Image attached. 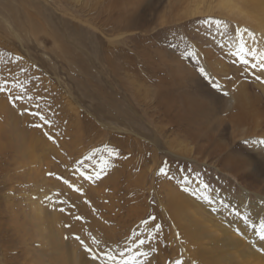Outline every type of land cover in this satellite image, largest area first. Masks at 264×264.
<instances>
[{"label":"rangeland","instance_id":"374dc122","mask_svg":"<svg viewBox=\"0 0 264 264\" xmlns=\"http://www.w3.org/2000/svg\"><path fill=\"white\" fill-rule=\"evenodd\" d=\"M211 1L191 14L196 0H0V264H34V199L91 264H176L191 246L163 208L166 186L208 185L222 206L242 185L264 195V177L248 175L264 159V68L240 52L262 31Z\"/></svg>","mask_w":264,"mask_h":264},{"label":"bare ground","instance_id":"6f19581e","mask_svg":"<svg viewBox=\"0 0 264 264\" xmlns=\"http://www.w3.org/2000/svg\"><path fill=\"white\" fill-rule=\"evenodd\" d=\"M213 2L211 0L210 2L209 0H196V5L190 10V13L210 12L214 8ZM202 3L210 4L201 11L200 5ZM240 3L243 8L240 7ZM218 4L228 14L236 13L237 17H242V19L251 23L253 28H259L264 36V0H218ZM245 5L246 9H244ZM262 34H260V42H264ZM246 36V34L239 33L238 39L243 41L245 39L243 37ZM260 52H264V43L259 44L257 48V53ZM172 91H174L172 88L168 89L169 93ZM216 100L215 98L214 101ZM238 101L239 104L236 105L239 108V115L237 116L238 121L236 118V122L240 123L241 121L243 122V118L248 112L245 110L243 95H239ZM68 103L69 105L72 104L70 101ZM200 106L202 104L199 101H194V107L191 110L192 114L190 113L189 116L192 121H198L197 124L201 121L199 116L202 117V115L196 116V113L201 114L203 111L201 110L203 106ZM75 111L78 112V109L75 108ZM203 121H206V119ZM188 132L191 137L198 139V134L190 130ZM7 139L10 140L8 137ZM240 161L234 157H228L222 165L230 170V175L243 179L246 183L248 178L242 174L243 164ZM252 167L254 173H249V178L252 175L254 177L258 175L264 177L263 158L257 157ZM220 170L225 169L220 168ZM165 189L166 199L163 208H166L165 212L168 213L167 215L172 220L174 233L181 237L183 236L185 241L191 246L189 250H184L186 257L183 258L181 264H264V239L261 238L259 231L260 222L264 220V195L252 193L247 185H242V193L237 198L225 196L228 204L222 206L218 203V196L220 197L223 194L219 193V195L216 194L218 196H214L215 193L209 188L206 189V196L199 192H195V195H193V192L179 191L176 188H172L171 185L170 187L166 186ZM252 194L255 195V198H252ZM30 202L32 201L30 200ZM30 209L31 215L28 221L38 227L39 231H37L40 236L39 242L36 241L38 244L34 247V250H31V246V249L27 248L34 253V255L30 254L34 264L92 263L93 259L85 252L84 248H81L82 246H80L78 239L71 238L67 232L63 233L64 227L60 219L62 216L57 215L52 210L48 199L43 201L42 206L38 199H34L30 204ZM20 219H16L17 222ZM62 233L63 235H61ZM27 242H30V240ZM30 244H32V241Z\"/></svg>","mask_w":264,"mask_h":264},{"label":"snow or ice","instance_id":"6c2138e0","mask_svg":"<svg viewBox=\"0 0 264 264\" xmlns=\"http://www.w3.org/2000/svg\"><path fill=\"white\" fill-rule=\"evenodd\" d=\"M202 22L203 23H206V24L207 23H214L215 25H220V24L224 23L221 20H208V19H206V20H204ZM237 31H240V30H237ZM244 31H247V30L245 29ZM249 35L252 36L253 39H255L254 34H252V33L249 32ZM245 51H248L250 55H252L255 59H257L259 61V66L261 68H264V52L257 53V50L255 48L250 49V50L249 49H246L245 46H244V44L242 43L241 44V48H240V52L243 53ZM188 55L189 56H192L194 54L191 53V52H189ZM240 58H241V61L243 63H245V64L248 63V61L244 58L243 55H241ZM18 59H19V57H18ZM256 66H257L256 64H253L252 65V67H256ZM200 71L203 72L204 69L201 68ZM6 84H7V81H4V83H0V91H5L6 90V87H5ZM19 98H21V97H16V99H19ZM35 114L36 115H40L39 112H37ZM41 119H44V118L41 116ZM45 122L47 123V121H45ZM37 126H39V125H37ZM159 171L161 173H164L165 172V168L164 167H161ZM198 175L199 174H197V176ZM88 178L91 179V177H88ZM97 178H99V173H97ZM185 182H187V177H185ZM202 187L205 188V189H207L208 188V185H202ZM185 190L187 191V189H185ZM193 195H195V192H193ZM205 198H207V197H205ZM210 203H211V201H210ZM157 227H159V226H157ZM259 231H260L261 238L264 239V220H261V222H260ZM77 239H79V237H77ZM93 242L95 243L96 241L93 240ZM81 243L83 244L84 242L81 240ZM140 243L143 244V241L141 240ZM88 250L91 251V249H88ZM141 254H143V253H141ZM106 256H107V259L108 260H114L115 259V257L111 253H107ZM130 259H134V257H130ZM124 264H128V262L125 261ZM176 264H181V262L180 261H177Z\"/></svg>","mask_w":264,"mask_h":264}]
</instances>
